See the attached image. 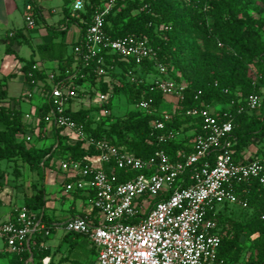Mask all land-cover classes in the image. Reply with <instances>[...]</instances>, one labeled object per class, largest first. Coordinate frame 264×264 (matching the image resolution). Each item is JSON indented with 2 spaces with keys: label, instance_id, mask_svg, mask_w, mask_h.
<instances>
[{
  "label": "built area",
  "instance_id": "2783aa9c",
  "mask_svg": "<svg viewBox=\"0 0 264 264\" xmlns=\"http://www.w3.org/2000/svg\"><path fill=\"white\" fill-rule=\"evenodd\" d=\"M87 2L72 0L77 17ZM113 4L114 0H109L92 14L80 41L73 46L77 60L72 66L63 71L60 67L48 70L33 64L26 73L27 98L32 100L39 94L43 98L41 104L47 102L49 109L43 116L39 114L41 105L31 112L24 111L23 121L28 129L25 140L30 142L33 133L39 132L43 119L45 127L62 128V134L68 135L70 142L82 140L85 149L96 151L84 159L59 156L52 161L54 166L59 162L56 169L66 182V190L89 192L92 208L98 213L95 219L79 214L63 223L66 232L90 238L97 251L93 264H216L225 234L218 224V211L225 204L246 208L245 195L254 181L264 191V155L251 156L250 150L237 159L233 153L232 113H218L203 101L186 110L187 115L203 120V133L192 139L189 151L179 149L175 157L158 148L143 158L107 138L86 133L83 123L75 120L70 111L104 105L101 115L107 116L112 109L105 106L110 102L109 93L79 82L86 75L82 69L93 65V72L99 78L109 76L114 69L107 61L106 55L110 53L138 65L157 58L147 36L129 34L113 38L106 32L105 18ZM35 10L33 3L25 7L24 17L30 28L36 26ZM155 66L158 73L149 81V91L161 92L164 100L166 95L175 96L176 102L185 100L188 84L169 77L162 63L156 62ZM35 71L45 73L44 80L37 78ZM131 75L132 82L140 83L129 69L128 76ZM201 94L198 90L195 99ZM84 99L90 102L88 106H82ZM152 101V96L144 97L137 107L149 110ZM18 102L15 104L11 99L2 105L20 109ZM262 107L263 97L251 93L238 111L258 112ZM162 115L164 119L152 122L157 130H165L166 122L172 117L169 112ZM180 133L174 128L166 129L157 138L168 142L178 139ZM120 172L126 179L119 180ZM14 213L0 222V238L7 251L27 253L28 259L33 260L32 242L35 245L39 242L38 235L45 240L51 231L40 210L22 204L14 208ZM261 217L264 218V212ZM39 245L45 246L43 241ZM49 262L48 256L42 258L43 264Z\"/></svg>",
  "mask_w": 264,
  "mask_h": 264
},
{
  "label": "trees",
  "instance_id": "16d2710c",
  "mask_svg": "<svg viewBox=\"0 0 264 264\" xmlns=\"http://www.w3.org/2000/svg\"><path fill=\"white\" fill-rule=\"evenodd\" d=\"M108 1L88 0L85 9L80 11V17L74 15L81 30L73 46L80 41L96 8ZM252 1L182 0L185 10L182 12L177 5L178 0H114L105 18L106 32L113 38L129 34L147 36L157 51V58L147 59L138 65L133 61L122 60L115 53L107 54V61L114 65V69L109 76L100 78L93 72V65L84 67L82 71L86 75L79 82L88 88L95 86L102 92L109 93L110 102L106 107L112 109L114 98L122 93H125L131 107L124 116L115 115L113 111L107 116L101 115L104 105L81 107L70 111V115L83 123L89 136L107 138L140 157L147 158L158 148H164L171 157H175L179 149L189 151L191 139L203 133V120L186 113L188 108L198 106L203 101L206 107L219 111L218 113H232V135L235 138L233 153L237 159L250 150L251 156L264 155V98L263 107L258 112L238 111L249 94L257 93L264 97V18H257L249 11ZM64 21L65 25L70 21L68 13ZM48 27L56 37L58 30ZM66 31L67 29L61 30V34ZM20 35L16 32L11 36V41L18 40ZM38 49L42 54L43 51L46 52L49 58L57 59L63 71L77 60L74 49L68 52L67 44L50 42ZM6 51H10L8 46ZM230 52L235 57L228 65L223 57ZM156 62L166 67L169 77L188 84L186 99L176 102L173 109L169 110L172 117L166 122L165 130L174 128L182 134L191 132L189 136H180L168 142L158 141V134L165 130L155 129L152 122L164 119L160 113L164 96L158 91L150 92L148 80L150 74L158 73ZM33 64L34 61H31L25 67L31 70ZM129 69L137 80H141L140 83L129 80ZM35 74L37 78L44 80L45 73L35 71ZM13 75L15 74L9 76ZM198 90L202 94L199 99H195ZM149 96L153 97L149 110L138 108V102ZM11 99L14 98L0 88V124L3 125L0 129V161L15 162V167L21 161L31 170H44L54 167L52 161L59 156L84 159L96 152L85 149L82 140L70 142L69 136L62 134V128L58 127L53 129V138L48 143L43 136V119L37 136L26 142L25 134L28 129L23 121L24 111L16 106L11 108L2 105V102ZM17 102L15 99V104ZM48 109V103L43 102L39 114L43 116ZM15 170L20 173L18 168ZM124 179L125 176L120 172L119 180ZM249 187L250 190L245 195L248 200L246 208L225 204L218 211V224L225 234L216 264H264V218L261 217L264 212V191L255 181ZM47 201L43 186L36 188L34 194L24 197L26 206L43 212V218L52 233L57 225L46 215ZM236 211L245 217L235 218ZM81 236L88 237L74 232L65 234L64 238L69 240L70 247L64 259L71 252L76 253L78 247L74 248V240ZM37 239L39 242L43 241L41 235ZM39 242L32 249L33 258L38 257L37 264H41L42 258L50 252L49 247H41ZM89 252H97L93 244ZM23 255L29 256L27 253ZM244 257L246 259L242 263Z\"/></svg>",
  "mask_w": 264,
  "mask_h": 264
},
{
  "label": "crops",
  "instance_id": "0c3cea01",
  "mask_svg": "<svg viewBox=\"0 0 264 264\" xmlns=\"http://www.w3.org/2000/svg\"><path fill=\"white\" fill-rule=\"evenodd\" d=\"M19 3H21V0H0V20H4L6 22L8 20L7 17L10 16V14L13 15V13L16 11ZM28 3H33L36 7V26L30 28L27 23H25L24 27H18L10 30L8 36L6 35V38L3 39L0 37V88L5 89L7 95L14 99L17 98L10 95L8 86L3 84L1 80H3L4 78H10L9 75L12 73H14L15 76L18 74H22L24 79H26V73L30 69L29 67L27 68L25 66L31 61H34V64H38L39 66L44 67L48 70L59 67V62L57 59L49 58V55L44 51L42 54V52H40L38 48L41 45L48 44L50 42H59L67 45L70 44V33L68 32L69 27L68 25H65L64 21V17L66 14L57 17L54 21L55 25H52L53 27L51 26L53 29L58 30V35L55 37L54 31L48 26H50L49 24H51L49 18L54 17L56 10H46L39 0H26L25 7ZM23 14H25V11ZM38 18H40L41 21ZM56 24L58 25L57 27ZM64 29H67V31L64 34H61V30ZM16 32H19L21 34L20 38L18 40H13L12 42L11 36H13ZM78 37L79 34L77 35V39ZM23 44H29L30 48H25ZM7 46L10 49L9 52L6 51ZM30 55L32 58L29 60L28 56ZM2 128L3 125L0 124V129ZM43 128H45L43 136L46 137V140L49 143L53 138V128L49 126H44ZM96 163L99 164L98 162ZM7 166L8 164L3 163V160L0 161V222L8 220L9 218L14 216V209L10 210V207H8L9 204L14 202V206L16 207L18 206L16 205V201L19 200H23L24 204V198L23 196L19 195L18 189L13 185L10 186L8 183ZM57 174L58 180L56 181H58L60 185H62L61 190H63L59 195L56 194L57 190H55L53 194H51L52 196H50V192L43 185L46 191V198L48 199L45 211L46 213L49 212L48 218L51 221L53 220V224L57 225L56 228H63V223L68 218L74 215H88L91 219H95L98 216V213L96 210H94V208L90 207L91 202L89 192L82 190H66V182L64 183L62 181L59 171ZM34 193L35 191L29 195H32ZM66 233L67 232L64 230V233L58 236L56 241H52L53 243H49V241L43 240V244L45 245L44 247L50 248V252L48 253V255L44 256H48L50 258L49 264H62V261L65 260L64 256L68 254V249L70 247L69 240L64 238ZM74 242V248L78 247L76 249L77 255L87 253L88 256H91L89 248L93 243L92 241L89 242L88 237L81 236V238H79L78 240H74ZM95 256L97 258V252L95 253ZM96 258L94 261H92L91 264L95 263ZM31 263L36 264L35 258H33V260H29L28 256H24L23 254L19 255L7 251L6 244H4V246L3 244L0 245V264ZM40 263L43 264L42 260L40 261Z\"/></svg>",
  "mask_w": 264,
  "mask_h": 264
},
{
  "label": "rangeland",
  "instance_id": "374dc122",
  "mask_svg": "<svg viewBox=\"0 0 264 264\" xmlns=\"http://www.w3.org/2000/svg\"><path fill=\"white\" fill-rule=\"evenodd\" d=\"M31 1V0H28ZM37 1V0H32ZM43 7H45L46 10H56V13L54 14V17H50L49 21L51 22L50 27L54 24V21L57 17L61 15H65L68 13L70 21L67 23L69 29L68 32L70 33V44L68 45V52L73 51V43L77 39V35L80 33V26L78 23L74 20V11L72 8V0H39ZM25 2L26 0H21V3H19L18 8L16 11L10 16L7 17V21L0 20V37L6 38V35L8 36V33L10 30L18 27H24L25 26V18H24V11H25ZM178 7L183 11V2L182 0H178L177 2ZM249 11L254 14L257 18H264V0H253L249 5ZM40 21L41 19L38 18ZM58 25L56 24V27ZM53 27V26H52ZM25 48H30L29 44H23ZM235 54L233 52H230L228 54H224V60L229 65L234 60ZM32 57L31 55L28 56V59L30 60ZM14 77L10 78H4L1 80V82L8 86L9 93L11 96L16 97L17 100H19V107L25 111V112H31L33 109L37 108V105H41L42 97L39 94H36L35 97L32 100H29L26 96V93L28 92V87L26 83V79H24L22 74L13 75ZM135 76V74L133 75ZM132 81V75L128 76ZM155 77H157L156 74H150L148 76V80H153ZM119 82V81H118ZM264 98V97H263ZM15 102V99H13ZM86 100L81 103L82 106H88L90 102H85ZM177 101V98L175 96L166 95L164 103L160 107V113L165 114L169 112V110L173 109L175 106V103ZM78 107V105H77ZM131 107V105L127 102V98L125 96V93L120 94L119 96L115 97L113 100V108L112 111L115 115L124 116L127 112V110ZM191 134V132H188L186 134L180 133L179 137L185 136ZM36 132L32 136V138L36 137ZM189 136V135H188ZM192 137V136H190ZM46 138V137H45ZM33 140V139H32ZM256 148V147H255ZM3 163L8 164L7 166V175H8V183L9 185L15 186V188L18 189V193L20 196H23V198L34 191H36V188L39 186H45V188L53 194L55 190L56 194H60L62 185L56 180H58V168L59 162H56V166L47 167L44 170H31L28 165L22 164L21 161L18 163V167H15V162H7L6 160H3ZM55 163V161H54ZM15 168H18L20 173H17ZM46 181V182H45ZM46 184V185H45ZM22 201V202H21ZM23 204V200L16 201V205L21 206ZM14 202L9 204L8 207H10V210L14 209ZM93 205L90 204V207ZM47 217H49V212L46 213ZM235 218L243 219L245 216L239 215V211H236L234 214ZM53 221V220H52ZM64 233V229L62 227L56 228L49 236L46 238V241H49L51 243L53 240L56 241L57 237ZM53 241V242H54ZM52 242V243H53ZM3 244L4 246V240L0 239V245ZM33 246H35L34 242H32ZM96 258L95 254L91 253V256H88V254L83 253L81 255H77L75 252L71 253L67 259L62 261V264H91L92 261H94ZM246 258H243L242 263L244 262ZM36 264L38 263V257H35ZM32 264V263H31Z\"/></svg>",
  "mask_w": 264,
  "mask_h": 264
},
{
  "label": "clouds",
  "instance_id": "9594fccd",
  "mask_svg": "<svg viewBox=\"0 0 264 264\" xmlns=\"http://www.w3.org/2000/svg\"><path fill=\"white\" fill-rule=\"evenodd\" d=\"M77 7H80V4L79 3H77V5H76Z\"/></svg>",
  "mask_w": 264,
  "mask_h": 264
}]
</instances>
